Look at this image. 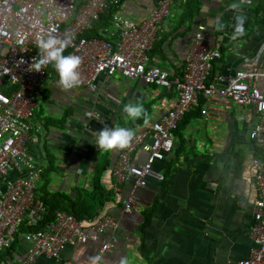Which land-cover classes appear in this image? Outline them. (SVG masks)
Listing matches in <instances>:
<instances>
[{"label":"crops","instance_id":"0c3cea01","mask_svg":"<svg viewBox=\"0 0 264 264\" xmlns=\"http://www.w3.org/2000/svg\"><path fill=\"white\" fill-rule=\"evenodd\" d=\"M158 1L122 0L121 12L141 23ZM233 3H239L247 16L246 35L236 41L231 39L236 15ZM183 4V0L175 1L159 25L149 65L165 71L170 79H181L196 27L204 24L207 44L221 54L212 74L228 75L249 68L251 62L243 57L251 60L261 53L259 68L264 71V0H199L193 17ZM218 16L226 25L223 32L215 31ZM102 33L99 30L100 37ZM56 81L55 76L47 80L35 99L34 123L40 129L31 133L28 150L43 171L36 195L60 193L76 200L82 194L89 199L97 188L93 170L98 161L107 158L101 183L111 199L97 216L110 215L119 227L106 232L98 242L66 247L58 262L39 258L34 264H94L100 242L108 239L114 247L99 264H237L248 258L257 198L251 161L260 157L249 139L257 119L252 108L240 116L223 98L201 97L200 108L196 105L174 133L172 153L154 164L147 186L135 192L133 212L125 215L121 209L131 192L132 179L117 185L111 169L121 150H98L94 132L104 127L147 132L174 107L175 90L120 75H101L94 92L65 90ZM258 85L264 90V79ZM134 103L143 104L146 120L127 118L124 108ZM145 156L136 153L134 159L142 162ZM52 172L59 177L48 188L46 174ZM28 248L29 244L19 239L9 257L20 262Z\"/></svg>","mask_w":264,"mask_h":264},{"label":"built area","instance_id":"2783aa9c","mask_svg":"<svg viewBox=\"0 0 264 264\" xmlns=\"http://www.w3.org/2000/svg\"><path fill=\"white\" fill-rule=\"evenodd\" d=\"M175 1L159 0L143 22L135 23L123 16L122 0H0V252L10 249L18 239L29 244L20 262L7 257L1 264H34L39 258L58 262L66 247L98 242L106 232L119 227L110 215L77 220L66 212L55 211L51 223L43 229L20 233L24 222L36 227L47 214L44 202L36 195L43 171L28 150L31 133L40 129L34 123L35 99L52 76L59 82L51 65L42 72H33L31 67L39 56L37 43L42 35L72 37L64 54L81 57L82 82L71 90L94 92L101 75H120L176 92L174 107L147 132H134L132 143L120 151L111 169L118 186L128 177L132 179L122 214L133 212L136 190L147 186L154 164L172 153L178 124L198 104L199 97L223 98L235 106L240 116L246 108L255 111L257 119L249 139L260 153L251 161L257 198L252 210L250 254L237 264H264V90L258 85L264 79V71L259 68L262 53L251 60L243 57L251 62L249 68L228 75L212 74L221 54L207 44L206 27L201 24L193 35L182 78L170 79L165 71L149 65V52L159 25L169 16ZM107 10L112 12L111 20L101 30L102 36L85 37ZM140 152L146 156L137 162L134 155ZM113 247L111 239L100 242L94 264H99Z\"/></svg>","mask_w":264,"mask_h":264},{"label":"clouds","instance_id":"9594fccd","mask_svg":"<svg viewBox=\"0 0 264 264\" xmlns=\"http://www.w3.org/2000/svg\"><path fill=\"white\" fill-rule=\"evenodd\" d=\"M231 9L236 13L233 17V33L231 39L236 41L246 35L245 24L247 16L242 12L239 3H233ZM226 25L222 22V17H217L215 21V31L223 32ZM72 43V37L65 35L64 38H57L54 35L40 36L37 47L39 56L35 63L31 65L33 72H42L51 65L59 76V83L65 90H71L81 84L80 67L82 59L78 55H65L66 49ZM127 118L131 120H141L147 117L146 110L142 103L126 105L124 108ZM94 141L98 150L113 152L127 148L134 139V131L127 127H104L99 132H94Z\"/></svg>","mask_w":264,"mask_h":264},{"label":"trees","instance_id":"16d2710c","mask_svg":"<svg viewBox=\"0 0 264 264\" xmlns=\"http://www.w3.org/2000/svg\"><path fill=\"white\" fill-rule=\"evenodd\" d=\"M86 1V0H84ZM186 13L193 17L197 12L199 8V0H183ZM111 10H107L99 19L98 22L94 25L93 29L91 31H88L85 33V37L87 38H100V35L98 34L99 30H102L104 28H107L110 25L111 20ZM51 70H54V68L51 66ZM203 103V100L201 97H199V101L197 104V108H200V105ZM198 114L200 113V109L197 111ZM186 114L184 118L187 116ZM183 118V120H184ZM182 120V121H183ZM182 121L180 123H182ZM63 124V122H60ZM59 123V124H60ZM178 124V127L175 131L177 132L178 128L181 127V124ZM108 166V159L103 158L101 161H98L96 167L93 170V182L95 184V192L91 194V197L89 199H85V196L82 194H78L76 197V200H71L67 196H64L60 193L51 194V195H40L38 196L45 204L47 214L45 215L43 221L36 227L27 226L24 222L20 233H29L33 231H37L40 229H43L47 224L51 223L54 212L55 211H63L66 212L72 216L75 217L77 220H87L91 219L92 217L97 216L98 211L103 207L106 201H109L111 199V193L104 189L102 187L101 178ZM149 223L148 220L146 224ZM18 240L11 246V248L17 243ZM7 249L0 252V264L9 257L11 250Z\"/></svg>","mask_w":264,"mask_h":264},{"label":"rangeland","instance_id":"374dc122","mask_svg":"<svg viewBox=\"0 0 264 264\" xmlns=\"http://www.w3.org/2000/svg\"><path fill=\"white\" fill-rule=\"evenodd\" d=\"M46 177H47V184H46V187L50 188L51 184L56 182V179L55 177H59L58 174H56L55 172H52V173H47L46 174Z\"/></svg>","mask_w":264,"mask_h":264}]
</instances>
